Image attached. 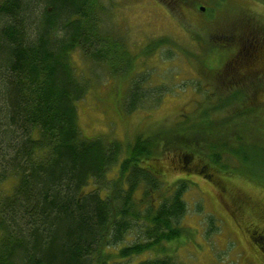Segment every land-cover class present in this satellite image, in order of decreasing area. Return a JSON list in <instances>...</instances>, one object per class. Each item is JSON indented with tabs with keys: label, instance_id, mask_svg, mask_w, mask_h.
I'll return each mask as SVG.
<instances>
[{
	"label": "trees",
	"instance_id": "trees-1",
	"mask_svg": "<svg viewBox=\"0 0 264 264\" xmlns=\"http://www.w3.org/2000/svg\"><path fill=\"white\" fill-rule=\"evenodd\" d=\"M105 15L102 0H0V264H180L177 245L196 233L184 224L193 183L179 178L165 191L163 141L161 154L172 152L187 176H264V107L256 90L234 92L243 83L232 77L224 92L212 89L215 108L198 109L177 135H82L77 104L89 84L75 57L124 76L137 54H120ZM140 86L128 92L131 113L150 94Z\"/></svg>",
	"mask_w": 264,
	"mask_h": 264
},
{
	"label": "rangeland",
	"instance_id": "rangeland-1",
	"mask_svg": "<svg viewBox=\"0 0 264 264\" xmlns=\"http://www.w3.org/2000/svg\"><path fill=\"white\" fill-rule=\"evenodd\" d=\"M172 1L102 0L104 28L120 44V54L123 46L137 54L127 62L130 68L124 76L111 75L104 64L75 57L78 76L89 84L86 96L77 104L79 127L86 139L105 137L130 143L139 135L157 136L160 130L165 133L159 135L162 138L166 133L177 135L187 118L190 124L197 121L198 109L215 108L218 94L211 91L224 92L221 82L230 81V77L243 83L234 92L243 95L256 90V99L264 107V62H257L253 72L238 70L253 47H249L251 41L255 45L256 38L264 50V1ZM136 82H141L142 92L150 94L143 98L142 108L131 113L128 92ZM158 147L156 165L165 191L179 178L193 183L186 195L184 224L196 233L177 245L175 262L264 264V251L225 205L230 196L240 198L243 220L264 229V176L226 174L212 168L210 179L187 176L172 152L161 154L168 147L165 141ZM0 189L6 193L8 185Z\"/></svg>",
	"mask_w": 264,
	"mask_h": 264
},
{
	"label": "flooded vegetation",
	"instance_id": "flooded-vegetation-1",
	"mask_svg": "<svg viewBox=\"0 0 264 264\" xmlns=\"http://www.w3.org/2000/svg\"><path fill=\"white\" fill-rule=\"evenodd\" d=\"M261 39H262V42L264 45V37H261ZM256 42H257L256 38H255V43H254L255 45L252 44V41L250 42L249 47H251V46H253V47L248 51V53L246 55V62L241 64V65H244L245 63H249V65L251 66V67H249L250 68L249 70H252V67L257 62H264V50L262 49V47H259ZM241 65H239V67H241ZM219 185H220V182H219ZM222 192L225 193L224 191H222ZM227 196H228V194H227ZM228 199H229L228 200L229 202H227V201L225 202L226 207H228L230 209V211L233 214L232 217L234 218V220L236 222L238 221L240 223H243L248 228L252 241L255 243H256V240L257 241H264V235L261 234L262 231H260L258 228H256L255 224L246 223L243 220L242 208L244 206V203L241 201V199L236 197V196H234V197L230 196V197H228ZM262 233H264V232H262ZM260 248L264 251V247L261 246Z\"/></svg>",
	"mask_w": 264,
	"mask_h": 264
},
{
	"label": "bare ground",
	"instance_id": "bare-ground-1",
	"mask_svg": "<svg viewBox=\"0 0 264 264\" xmlns=\"http://www.w3.org/2000/svg\"><path fill=\"white\" fill-rule=\"evenodd\" d=\"M92 4V3H91ZM82 12V11H81ZM93 15V14H92ZM90 28V27H89ZM104 40V39H103ZM107 43V42H106ZM135 51V50H134ZM32 71V70H31ZM139 78V77H138ZM136 80V79H135ZM53 87V86H52ZM59 96V95H58ZM155 96V95H154ZM139 98V97H138ZM112 102V101H111ZM136 102V101H135ZM82 104V103H81ZM132 110V109H131ZM13 180V179H12ZM128 216V215H127ZM21 220V219H20ZM157 224V223H156ZM32 226V225H31ZM175 236V235H174ZM105 240V239H104ZM159 240V239H158ZM108 242V241H107ZM118 243V242H117ZM151 245V244H150ZM136 252V251H135ZM131 256V255H130Z\"/></svg>",
	"mask_w": 264,
	"mask_h": 264
},
{
	"label": "water",
	"instance_id": "water-1",
	"mask_svg": "<svg viewBox=\"0 0 264 264\" xmlns=\"http://www.w3.org/2000/svg\"><path fill=\"white\" fill-rule=\"evenodd\" d=\"M201 10H202V11H205V8H204V7H201Z\"/></svg>",
	"mask_w": 264,
	"mask_h": 264
}]
</instances>
